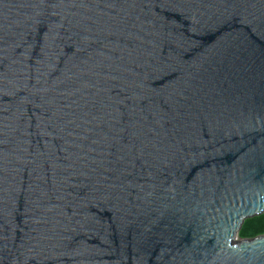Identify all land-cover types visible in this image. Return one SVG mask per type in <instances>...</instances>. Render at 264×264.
Returning a JSON list of instances; mask_svg holds the SVG:
<instances>
[{
    "label": "water",
    "instance_id": "1",
    "mask_svg": "<svg viewBox=\"0 0 264 264\" xmlns=\"http://www.w3.org/2000/svg\"><path fill=\"white\" fill-rule=\"evenodd\" d=\"M264 0H0V264H264Z\"/></svg>",
    "mask_w": 264,
    "mask_h": 264
},
{
    "label": "trees",
    "instance_id": "2",
    "mask_svg": "<svg viewBox=\"0 0 264 264\" xmlns=\"http://www.w3.org/2000/svg\"><path fill=\"white\" fill-rule=\"evenodd\" d=\"M263 234H264V213L245 220L239 232V239H252Z\"/></svg>",
    "mask_w": 264,
    "mask_h": 264
}]
</instances>
